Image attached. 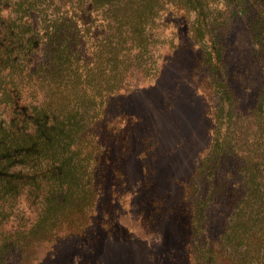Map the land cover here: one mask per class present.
<instances>
[{
  "label": "trees",
  "instance_id": "16d2710c",
  "mask_svg": "<svg viewBox=\"0 0 264 264\" xmlns=\"http://www.w3.org/2000/svg\"><path fill=\"white\" fill-rule=\"evenodd\" d=\"M180 24L203 55L215 106L211 146L186 181L187 250L174 255L185 257L179 264H264V0H0V264H53L68 249L93 263L94 225L109 218L113 169L137 126L118 97L159 77V47ZM239 24L250 65L234 68ZM144 189L143 228L166 248L169 212ZM23 200L28 224L17 222ZM218 202L226 216L213 232ZM31 239L56 246L25 260Z\"/></svg>",
  "mask_w": 264,
  "mask_h": 264
},
{
  "label": "rangeland",
  "instance_id": "374dc122",
  "mask_svg": "<svg viewBox=\"0 0 264 264\" xmlns=\"http://www.w3.org/2000/svg\"><path fill=\"white\" fill-rule=\"evenodd\" d=\"M243 27V24L235 26L234 36L229 42L228 60L234 68L241 63L247 67L250 65L243 60L251 50L249 35ZM177 32L178 37H169L159 47L160 63L164 57L167 59L159 77L118 97L122 100V108L136 117L137 126L129 135L131 148L113 169L117 174L116 180L110 182L114 190L109 194L116 196L107 207L109 218L99 221L101 225H94L100 239L93 242L98 252L92 264H179L185 258L174 255V250H181L180 254L187 250L184 248L188 239L186 207L189 190L186 181L211 146L215 97L208 83V67L201 51L192 43L187 25L182 24ZM173 45H177L175 50H172ZM236 80L237 85H241V80L247 84L248 79L236 76ZM242 93L245 92H237L240 96ZM253 93L254 90L242 96L250 102ZM146 184L148 194H155L156 202L166 204L152 205L159 213H165L160 209L169 212L159 220L167 241L166 248L161 247L159 234L147 235L143 228ZM218 204L220 202L213 205L209 216L213 232L220 231L226 216V209ZM19 206L23 212L16 211L17 222L28 224L32 215L27 201L23 200ZM167 215L170 220H167ZM13 218L16 221L14 215ZM15 224L12 221L6 224L5 232L14 230ZM33 240L31 242L34 243L26 247L33 248V251L25 253V260L35 255L43 257L56 246ZM67 249V246L61 248L63 251ZM63 255L53 264H71L68 257L72 258L73 264H83L81 255H71L69 249ZM47 261L52 263V259ZM10 263L16 264L15 260Z\"/></svg>",
  "mask_w": 264,
  "mask_h": 264
}]
</instances>
